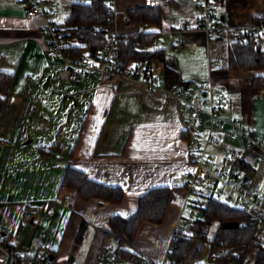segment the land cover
Masks as SVG:
<instances>
[{
	"label": "crops",
	"instance_id": "obj_1",
	"mask_svg": "<svg viewBox=\"0 0 264 264\" xmlns=\"http://www.w3.org/2000/svg\"><path fill=\"white\" fill-rule=\"evenodd\" d=\"M142 5L145 0H118L116 24L121 35L156 33L161 38L156 49L164 51V59L152 61L157 72L165 73V68L170 67L187 84L212 80L227 93L224 116L242 120L261 135L264 96L254 95L251 90L254 72L220 67L211 70L206 35L199 28L202 15L199 3L163 0L162 24L133 22L130 25L129 10ZM223 5L221 18L227 29L249 25L254 17L264 13V0H225ZM23 8L22 0L0 1V47L6 49L0 53V70L16 72L11 93L0 112V121L6 116V122L0 125V224L20 253H33L44 242L51 247L55 264L67 259L74 264H88L90 252L95 258L98 248L111 239H105L104 234L112 216L134 212L140 194L149 188L170 186L172 195L164 223L144 221L132 242L134 251L162 259L185 202L182 173L193 167L189 161L190 134L187 132V139L182 135L187 131V122L183 120L178 101L163 89L149 91L142 81L94 73L88 77L87 85L81 82L88 78L76 82L74 93L63 92L64 99L74 95L81 98L76 100L80 107L78 128L69 142L63 135H55L57 118L54 117L53 131L42 139V147L26 150L33 141L25 133L27 119L20 128L17 124L27 109L22 99L26 97V87H30V98L36 95L39 107L44 112L51 109L52 116L61 107V101L52 90L42 99L37 91L42 84L48 86L55 79L54 70L46 67L50 57L41 27L43 20L27 18ZM32 85L37 87H34L36 92L32 91ZM21 136L22 147L18 143ZM217 152V164L226 168L236 166L222 149ZM243 155L249 161L248 173L262 175L258 190L264 194V160L255 161L252 152ZM69 162L99 182L122 186L124 200L121 204L96 197L83 200L77 199V190H60ZM236 168L246 171L243 167ZM65 197L72 201L66 203ZM28 203L38 205L35 217L27 214ZM83 221L88 228L82 241L77 242L76 235ZM200 243L201 237L195 235L188 256L192 264H205L212 256L210 244L198 255ZM254 255L255 252L249 258L253 260Z\"/></svg>",
	"mask_w": 264,
	"mask_h": 264
},
{
	"label": "built area",
	"instance_id": "obj_2",
	"mask_svg": "<svg viewBox=\"0 0 264 264\" xmlns=\"http://www.w3.org/2000/svg\"><path fill=\"white\" fill-rule=\"evenodd\" d=\"M3 1V0H0ZM23 12L28 18L43 20L42 30L46 36L48 56L50 61L46 67L54 70V77L60 82L76 83L86 80L94 73H101L113 77H125L142 81L149 91L163 89L173 99L178 101L183 114V120L187 122L186 130L190 134L189 161L193 167L184 171L183 186L186 193L182 211L177 220L164 257L154 259L140 253L138 256H126L119 253L116 244H102L97 252L93 264H173L171 255L175 246V240L180 237L185 226L194 218H203L207 200L211 195L220 200L232 203L249 215L257 218L261 224V234L264 237V194L258 190V183L262 175L248 173L242 168L239 161L248 164L243 155L244 152H252L254 160H264V129L261 135L242 120L227 119L223 114L227 93L222 91L212 80L208 82H195L188 85H176L168 88L165 73L157 72L152 66V61H131L126 67H121L118 62V41L121 35L118 25L113 29L100 27L98 31L103 33L106 44L96 53L86 49L74 52L73 38L69 26L66 24L68 9L72 2H91L93 0H22ZM107 10L114 14L115 20L119 13L118 0H103ZM163 0H145L149 6L162 5ZM202 8L201 23L199 28L206 35V45L210 55L211 70L220 66V60L214 59V53L221 46V32H227L232 38L239 34H245L255 42L264 39V23L252 22L242 27L223 26L221 12L224 5L219 0H193ZM127 22L132 25L128 18ZM144 23V22H143ZM147 24V23H145ZM137 34V33H136ZM135 34V35H136ZM161 42L156 37L149 44L142 45L141 49H156ZM178 47H174L177 50ZM26 96L30 97V87L25 89ZM189 120H197L190 123ZM189 122V123H188ZM224 151L225 157L234 168H226L215 162L218 157L217 149ZM216 149V150H215ZM65 202L70 203L71 198L65 197ZM229 203V204H230ZM27 214L35 217L38 214V205L27 204ZM229 247H220L213 252L205 264H223L215 257L228 253ZM51 247L40 242L38 249L33 253H20L12 242L10 235L5 232L0 224V264H55L51 259ZM58 264H74L71 259L62 260ZM192 264L188 258L184 263Z\"/></svg>",
	"mask_w": 264,
	"mask_h": 264
},
{
	"label": "trees",
	"instance_id": "obj_3",
	"mask_svg": "<svg viewBox=\"0 0 264 264\" xmlns=\"http://www.w3.org/2000/svg\"><path fill=\"white\" fill-rule=\"evenodd\" d=\"M224 2L225 0H219ZM66 24L69 26L73 38L72 47L74 52L90 50L96 53L106 44V39L98 31L100 27L113 29L116 25L114 14L107 10L103 0L91 2H72L68 9ZM129 18L132 22H144L147 24H162L163 9L160 5H142L129 10ZM254 23H264V13L254 17ZM220 49L214 54V59L220 60V68L225 70L240 69L254 72L251 80V90L254 95L264 96V39L255 42L244 33L232 38L227 32L221 33ZM156 33H143L138 35H120L117 53L121 67H126L131 61H144V59H164V51L158 49H141L137 42L142 45L149 44ZM16 72L0 70V112L3 110L7 98L12 90V84ZM165 78L168 88L176 85H188L183 82L179 72L170 67L165 68ZM188 131L182 132L185 139L189 138ZM56 145V144H53ZM52 146V145H51ZM73 148L70 151L73 152ZM46 152V153H45ZM47 154V151H44ZM240 165L249 171V164L239 161ZM61 180L60 190L69 188L77 190V199L91 200L94 197L104 201L121 204L125 198V190L122 186L105 184L97 181L82 169L75 168L69 162ZM172 187H152L140 194L136 210L128 215L115 214L108 221L105 231V239L111 238L116 243L119 253L126 256H138L140 252L134 251L132 242L136 240L138 230L144 221L157 224L164 223L168 204L172 195ZM232 224V225H230ZM76 235V241L80 242L88 228L87 222L83 221ZM214 227L213 234L210 229ZM261 224L252 215L247 214L239 207H235L224 200L211 195L206 204L203 218L190 220L185 226L180 237L175 240V246L171 255L173 264H181L186 261L190 253V247L195 235L201 237L198 255H201L207 245L210 244L211 257L213 252L220 247H229L231 250L222 256L215 257L220 263L231 264H264V241L260 232ZM255 252L253 260L249 256Z\"/></svg>",
	"mask_w": 264,
	"mask_h": 264
},
{
	"label": "rangeland",
	"instance_id": "obj_4",
	"mask_svg": "<svg viewBox=\"0 0 264 264\" xmlns=\"http://www.w3.org/2000/svg\"><path fill=\"white\" fill-rule=\"evenodd\" d=\"M6 49L4 47H0V53L1 52H5ZM3 66V64H1ZM91 80V79H90ZM89 82V78L87 79V81H83L81 82V84L87 85ZM35 85H32V91H34ZM77 85L75 83H70L67 81L64 82H60L57 79H53L48 86H45L42 84V86H40V88H37V91L40 92V97L41 99L46 97V93L52 90V92H54L57 96V98H60V108H57L54 113L55 115L52 116L51 113V109L47 110L46 112H44V110L42 109V107H39L40 105L37 104V99H36V95L34 98H30V97H22V99L24 100V102L27 105V109L24 112L23 117H21L20 119H22L20 121V123L18 122V128H20V125L22 124L23 120H25V118L27 119V126L25 127L26 129L28 128V132H25L27 136H31L30 138L33 139V141L31 143H29L26 146V150H30L37 147H42V139L47 135V133H49L50 131H53V127H52V118L56 117V125L55 126V135L59 134V136L61 137L63 135V139L69 142V139L71 138V135L74 134L75 130L78 128V115L80 114V107L78 105H76V100L79 101L81 98L77 97L74 95V97H65V99L63 98L65 93H74V91L76 90ZM37 92V93H38ZM65 92V93H63ZM59 94H61L59 96ZM48 120V121H47ZM6 122V116H4L1 121H0V125L1 123H5ZM18 135H19V130H18ZM18 135L16 137V140L18 138ZM22 138L23 136H21L20 140H19V144L20 147L24 146V144L22 143ZM56 140V137L55 139ZM16 142V141H15ZM53 142V140H52ZM51 143V142H48ZM230 203V202H229ZM232 204V203H230ZM215 228L212 227L210 229V234H213ZM99 237V236H98ZM88 238V236H87ZM113 240V239H112ZM111 241V239H109V242ZM109 242L107 245H109ZM87 243V242H86ZM111 243V242H110ZM117 241L114 240L113 244H116ZM87 248H89V244L87 243ZM85 252V251H84ZM86 256V252L84 253ZM95 258H94V254L93 252H90V256L88 259V264H92L94 263ZM81 264V263H79Z\"/></svg>",
	"mask_w": 264,
	"mask_h": 264
},
{
	"label": "water",
	"instance_id": "obj_5",
	"mask_svg": "<svg viewBox=\"0 0 264 264\" xmlns=\"http://www.w3.org/2000/svg\"><path fill=\"white\" fill-rule=\"evenodd\" d=\"M51 76L48 77V79L46 80L45 84H47L49 82V79H50ZM232 225V224H230ZM54 256L51 257V259H53Z\"/></svg>",
	"mask_w": 264,
	"mask_h": 264
}]
</instances>
